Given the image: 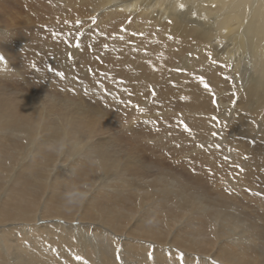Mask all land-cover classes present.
<instances>
[{
    "label": "bare ground",
    "instance_id": "1",
    "mask_svg": "<svg viewBox=\"0 0 264 264\" xmlns=\"http://www.w3.org/2000/svg\"><path fill=\"white\" fill-rule=\"evenodd\" d=\"M34 12L45 24L31 23ZM53 12L72 18L77 34L64 31ZM49 26L47 49L69 41L75 58L36 49ZM92 35L133 43L102 48L86 40ZM167 45L185 54L183 67L155 56ZM16 46L17 63L25 61L33 82L28 93L0 84V264H209L202 253L216 264H264V227L254 222L255 209L219 189L221 173L239 169L237 154L220 162L216 156L223 158L227 146L191 144L180 165L192 172L183 177L139 149L126 151L131 145L123 139L98 144L107 128L51 92L137 100L140 135L153 143L152 155L160 128L197 144L220 138L223 126L235 143L264 142V0H0V71L8 67L5 52L16 54ZM14 65L10 70L24 79ZM259 146L247 148L231 188L244 186L264 201ZM187 213L204 221L185 224ZM188 252L201 258L196 263Z\"/></svg>",
    "mask_w": 264,
    "mask_h": 264
},
{
    "label": "rangeland",
    "instance_id": "2",
    "mask_svg": "<svg viewBox=\"0 0 264 264\" xmlns=\"http://www.w3.org/2000/svg\"><path fill=\"white\" fill-rule=\"evenodd\" d=\"M3 2H6L7 5H12V0H1ZM16 3V1L14 2V4ZM156 3V2H155ZM154 7L156 8L155 10H157V6L154 5ZM159 9V8H158ZM35 13V12H34ZM52 14H56L55 12H53ZM46 16V15H45ZM45 16L42 15V18ZM47 17V16H46ZM56 17V18H55ZM55 17H53V19L56 21L57 19L62 20L63 25H66L67 27H64V31L66 32H70L73 31L71 33H76L78 31V29L75 30V28L73 26H71V24H73L72 22V18H65V16L63 15H59V17H57V14L55 15ZM53 19H51V22L54 21ZM31 23L37 24V23H44L45 21H41L37 18L36 13L32 15L31 19H30ZM32 26V25H29ZM35 28L37 27H29V32L32 31V33L34 32V35L36 36L37 34H47L46 35H50V33L52 32V30L49 29L46 30L44 29V31L41 33H38L39 30H36ZM31 30V31H30ZM39 31V32H40ZM91 32V31H90ZM77 34V33H76ZM41 36L40 40L38 42L35 43V47L38 51H48L50 53V55H47L48 57H51L53 55H60L61 59H67V60H72L73 58L76 57V54L72 51H70V49L72 48V46L69 44V41L66 42L64 45H61L57 48H51V49H47L48 47H51V40H47L46 35L45 36ZM83 34H81L82 36ZM33 36V35H31ZM94 36V35H92ZM92 36H88L86 38V40L89 39V41L91 42H95L96 41L99 43V46L102 48L105 46V44L107 45H112V44H118L117 46L113 47L114 49H116L117 47H119V45L121 46L124 43H128L131 44L133 43L131 41V39H125L124 41L120 40L117 41L115 39H108L107 37H102V36H97L95 35L93 38ZM97 37V40L95 39ZM151 34L145 35V39L143 38H138L140 44L144 43L145 41L149 40L151 38ZM82 38H84L82 36ZM68 40H75L74 36H69L67 38ZM85 39V38H84ZM17 41V40H16ZM7 46H11L9 42L6 43ZM94 44V43H93ZM12 47V46H11ZM232 47V46H230ZM172 46H165V48L159 53L156 54L155 56L157 57L158 55H165L167 58L168 56H170V59H167L168 61H170L169 66L172 65V67L177 66L178 68L183 67L184 65V61L182 56H184L185 54L181 55V54H177V50L174 51V49H172ZM14 50H16V54L14 53V51H10V52H5V54H7V58H8V62H7V69L0 71V84H4L6 85L8 90H13V88L17 89V90H21L23 92L28 93L29 92V81L32 83L33 82V78L30 77L29 75L24 74V67L23 64L24 62H21V64H18L17 61V57L20 56V51H17V46L14 47ZM59 51L56 53V51ZM22 52V51H21ZM10 56V58H9ZM187 59V58H186ZM185 59V60H186ZM12 63L14 65V63L16 64L17 70L18 72H20L22 74L23 77H25L24 79L20 78L19 75H16L13 73L12 70H10ZM15 66V65H14ZM13 73V74H12ZM13 76H12V75ZM8 77H12V80L7 79ZM12 81V82H11ZM37 88V91L41 92L42 89L36 87L33 85V89ZM36 91V90H35ZM50 91V90H49ZM48 92V91H47ZM52 93H55L56 96L54 98H57V100L60 101H66V100H72V102L75 105H82L85 109H87L88 113V117H90V119L93 121V126L95 127H106L108 130L107 134H105L104 136L98 138L96 140V142L98 144H108L111 145L113 142H115V140L117 139H123L125 141H127V144H130L131 146H128L126 148V151L128 148H136L139 149L140 152H143L145 154V156L149 159H158V164L161 163L162 166L166 167V168H170L169 170L176 173V174H180L183 177L187 176V171L189 170V173L192 172V168L190 170V167H185L183 168L180 165L181 159L184 158V156L187 154V152L192 151L193 149L190 148V145L192 144L193 146H197V147H202L204 149H206V146L208 147V149L210 148H221L224 146H227V148H225V150L221 151V155L223 156H216V159H218L220 161V159L222 160H226V159H230L232 156H234L233 153L237 154L236 158L238 161V168L240 169V164L242 163V160H244L245 158L247 159V148H249L250 144L253 143H257L260 146L257 147V149L261 152L264 153V142L261 139H258L255 142H252L250 144H245V143H235L233 141H230L229 139H227L226 137H228L229 135H232V133L228 132V129L224 128L223 125V131L222 134L219 135L220 138L214 139V140H202L203 143H195L194 140L192 139H180L177 135L174 137V134L167 128H160L161 130H159L158 132V148H156V152L154 155H152L151 153V146H152V142H150L149 139H147V137L140 135L141 134V128H140V124L144 123V118H142V116H140L139 114V110H140V105L138 104L137 100H133V101H126L123 98L120 97H115L112 95V97H109L106 95V97L104 98H98V97H94V98H89L86 95L83 96V98H80L78 96H70L71 93H64V94H60L57 90L51 91ZM225 92H228L225 90ZM230 92V91H229ZM87 97V98H84ZM158 115V113H157ZM239 124H243V122H240ZM137 126L138 129V133H132L131 131L129 132L128 130H126L129 126ZM215 131H217V129H215ZM228 147H230L232 152H229ZM130 152V151H129ZM157 155V157H156ZM245 157V158H244ZM151 159V160H152ZM156 161V160H154ZM257 161H259L258 163L260 164L261 162H264V154H261V156L257 159ZM221 162V161H220ZM161 165L159 164V167H161ZM235 165V164H234ZM162 169V168H161ZM188 169V170H187ZM239 169H235L233 172L229 171V173L226 172H222L221 175L218 178V181H221L222 183L220 184L219 188L221 191H223L222 196L224 198H230L231 196H237L240 198V202L242 204H244L245 206H247V208L249 209H255L256 214H255V219L254 222H256V224L260 225L262 227H264V220L262 221L259 216H261L264 219V201L263 199L259 196L258 192L256 191H252L251 189H247L246 187L242 186L241 193L240 190L238 191L237 189H232V185H231V180L233 182L236 181L235 178H238L239 176ZM233 174V176L231 175ZM230 181V184L229 182ZM223 184L225 185V187H223ZM206 185V187L208 188L209 191H214L213 187H210L209 185H211L210 183L208 184H204ZM247 187H249L251 184L250 183H246ZM226 188V189H225ZM254 189V188H252ZM231 193V194H230ZM239 193V194H238ZM166 197L169 198V201L173 200V197L171 195H167L164 194ZM247 197V198H256L257 200L252 202L250 200L245 199L243 196ZM160 196V194H159ZM241 196V197H240ZM250 196V197H249ZM162 197V196H161ZM226 199V200H227ZM258 200H261L260 202ZM258 205H257V204ZM189 202L185 203V205H188ZM260 204V205H259ZM166 205H168V203L162 202V204L160 203V209L165 210L166 209ZM262 205V206H261ZM262 207V208H261ZM191 207H189L190 209ZM230 209V208H229ZM233 210V211H232ZM232 213H237L236 209H230L229 210ZM239 212V211H238ZM263 212V213H261ZM254 213V212H253ZM257 217V218H256ZM204 221L203 218L201 219V217L199 216V214L197 215L196 218L190 217L189 213H187L186 215L183 216V223H193L194 225H200V223ZM197 227V226H195ZM192 230V229H191ZM243 246V245H241ZM245 247V246H243ZM176 254L181 255L182 257L184 256V253L179 251V250H175ZM179 252V253H178ZM181 253V254H180ZM190 253V252H188ZM190 255L193 256L194 260L196 263L198 262V259L201 258L198 255L199 254H195V253H190ZM200 256H206L209 264H213V261L216 262V260L214 258L216 257H209L211 256L210 254H203ZM204 258V257H202ZM209 258V259H208Z\"/></svg>",
    "mask_w": 264,
    "mask_h": 264
},
{
    "label": "snow or ice",
    "instance_id": "3",
    "mask_svg": "<svg viewBox=\"0 0 264 264\" xmlns=\"http://www.w3.org/2000/svg\"><path fill=\"white\" fill-rule=\"evenodd\" d=\"M181 7H183V5H181ZM92 19H93V22H95V17H92ZM77 23H79V21H77ZM76 47H79V43L76 44ZM3 60H4V57L0 56V61H3ZM57 75L62 77L64 74L58 72ZM200 79H201V82H203V78L201 77ZM205 87H207V84H205ZM213 102L215 103V101H213ZM213 119H216V117H213ZM185 130H188V129H187V126H185ZM213 135H215V133H213ZM181 255H182V254H181ZM76 259H77V260H80V259H82V258L79 257V256H77ZM213 264H216V262L213 261Z\"/></svg>",
    "mask_w": 264,
    "mask_h": 264
}]
</instances>
